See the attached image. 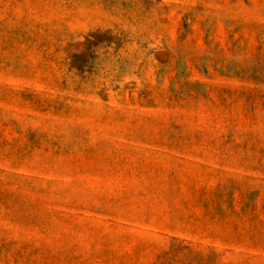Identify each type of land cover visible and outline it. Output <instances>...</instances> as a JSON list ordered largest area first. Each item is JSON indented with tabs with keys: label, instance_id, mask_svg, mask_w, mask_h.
<instances>
[{
	"label": "rangeland",
	"instance_id": "1",
	"mask_svg": "<svg viewBox=\"0 0 264 264\" xmlns=\"http://www.w3.org/2000/svg\"><path fill=\"white\" fill-rule=\"evenodd\" d=\"M0 264H264V0H0Z\"/></svg>",
	"mask_w": 264,
	"mask_h": 264
}]
</instances>
